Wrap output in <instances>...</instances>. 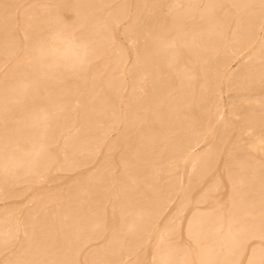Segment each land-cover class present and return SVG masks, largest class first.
Masks as SVG:
<instances>
[{
	"label": "bare ground",
	"instance_id": "1",
	"mask_svg": "<svg viewBox=\"0 0 264 264\" xmlns=\"http://www.w3.org/2000/svg\"><path fill=\"white\" fill-rule=\"evenodd\" d=\"M0 264H264V0H0Z\"/></svg>",
	"mask_w": 264,
	"mask_h": 264
},
{
	"label": "rangeland",
	"instance_id": "2",
	"mask_svg": "<svg viewBox=\"0 0 264 264\" xmlns=\"http://www.w3.org/2000/svg\"><path fill=\"white\" fill-rule=\"evenodd\" d=\"M220 96H221L220 101L224 104L223 115H225V108H226L225 106H226V102H227V96H226V93H224V92H222Z\"/></svg>",
	"mask_w": 264,
	"mask_h": 264
}]
</instances>
